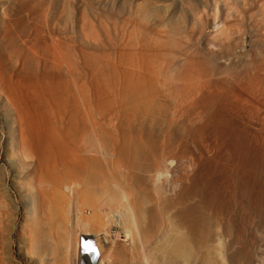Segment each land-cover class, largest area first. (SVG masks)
<instances>
[{
  "label": "bare ground",
  "instance_id": "bare-ground-1",
  "mask_svg": "<svg viewBox=\"0 0 264 264\" xmlns=\"http://www.w3.org/2000/svg\"><path fill=\"white\" fill-rule=\"evenodd\" d=\"M225 27V39L210 46L217 43L221 58L231 48L225 33L236 29ZM146 60L143 68L100 71L75 93L44 77L46 93L34 89L36 102H17L10 158L25 177L11 183L31 203L17 252L26 264H264V138L252 133V102L230 100L235 84L209 78V66L206 73L189 60L174 83L160 77L165 63ZM254 84L264 98V74L249 75L245 86ZM2 248L0 264H10Z\"/></svg>",
  "mask_w": 264,
  "mask_h": 264
},
{
  "label": "rangeland",
  "instance_id": "rangeland-1",
  "mask_svg": "<svg viewBox=\"0 0 264 264\" xmlns=\"http://www.w3.org/2000/svg\"><path fill=\"white\" fill-rule=\"evenodd\" d=\"M251 1L0 0V181L1 179L4 181L0 182V187L4 185L3 189L0 188V195H2L0 197V215H3L1 211H4L5 214L3 217L1 216L3 219L0 217V221L3 220V222L1 221L3 227L2 235L4 232L3 237L1 236L0 246L1 248L3 247L5 258L7 257L6 260L8 259L7 261H10V264H26L24 260L22 261L19 258L20 245L18 247V241L21 242L23 239V235L20 238L23 231H20L25 228V219L32 214L28 197H26L27 200L26 198H24L25 200L20 198L11 183L13 179L25 177L22 173L23 170H14L15 159L10 158L12 153H17L18 148L19 106L17 102H36L34 89L39 90L40 94L46 93L41 91L42 87H44L41 78L48 77L50 83H67L70 92L75 93L78 92L79 85L83 82L90 89V79L96 77L98 72L103 71L106 74H110L114 69L118 71L135 69L133 65L135 66L136 64L143 68V61L147 62V57L153 60L155 65L157 62L162 65L165 63L160 75L161 79L164 76L174 77V83H176L175 78L179 74H183L187 62L193 60L201 68H204L205 72L209 71L207 70L208 66L210 67L208 69H213V77L210 76L209 78L218 80L221 79L219 77H222V79L227 77L228 81L235 84V97L230 100L252 102L251 105L253 104L252 107L254 109L253 121L251 122L254 125L252 133H256L255 135L258 136L259 140H262L264 138V103L261 104V102H264V98L260 91L261 88L257 84H254L252 88H247L245 81L251 74L255 77L264 74V66L262 71L257 68V64H264V11H262L264 10V0H255L253 1L254 3ZM248 12L251 14L249 13L248 15ZM242 15L245 16L243 17ZM250 15L253 20L250 19ZM258 19L261 21L258 22ZM248 21H251L252 26H249L251 24ZM226 22L235 25L236 29L233 32H235L237 38L234 34L232 37V29L229 30L228 28L230 34H227L228 32L225 34L231 38V48L227 51L224 50V53L221 52L224 55L226 54V57L222 54L223 57L221 58L219 56L221 54H217L218 48L215 49L217 43L214 44L213 51L216 52L214 55L212 54L213 48L211 49L210 46L213 45L215 38L216 40L220 39L219 41L225 39L219 33L221 31L225 32ZM194 26H196L195 29H193ZM250 30L253 31L251 32ZM257 30L261 34L256 32ZM91 31L92 33H90ZM241 31L242 33H240ZM216 34H218L219 38L215 36ZM250 34L255 39H251L253 37ZM255 35H257V38H263V42L260 41V38L256 40ZM200 36L202 37L200 38ZM211 39L213 41L212 44ZM216 40L215 42H219ZM236 41H239L238 43L240 44L238 45ZM248 42L252 43V45L255 43L254 47ZM209 43L210 45H208ZM205 48L208 49H206L208 52H212L208 54ZM252 50L257 52L254 58L249 56ZM228 51L233 54L234 57L231 55L233 58H229L230 53ZM256 52L254 53L256 54ZM248 57L251 60H248ZM177 58L179 61L176 60ZM172 60L176 61V63L174 64ZM172 63V66L169 65ZM54 64L56 65L54 66ZM224 68L227 70L231 68L230 72ZM215 69L218 72H215ZM219 69L221 76L219 75ZM247 71L248 74L246 76L244 74ZM207 75L209 76L210 74ZM246 94L248 99L244 100L241 95L246 96ZM262 105L263 107H261ZM191 147L195 149V145L191 144ZM7 160L11 161L8 162ZM6 179L9 180L6 181ZM5 187L8 188L6 189L8 193L4 191ZM17 197L21 200L20 202ZM3 198L6 200L5 203L8 201L9 204H2V201L4 202ZM10 200H13V202H10ZM27 202L28 204H26ZM8 205L11 206L8 207ZM23 206L24 208H22ZM10 207L11 209H9ZM14 212H16V217L13 216ZM28 212H31V214ZM13 218L15 222L12 221ZM11 222H14V225H10L12 224ZM6 223L10 226L8 227ZM8 228L12 229L9 230ZM5 236H7V239ZM93 240L96 239L93 237ZM7 241L13 248L7 244ZM119 244L121 245L122 242H119ZM95 251H97L96 246ZM9 258L14 260L11 261ZM79 264L85 263L80 260Z\"/></svg>",
  "mask_w": 264,
  "mask_h": 264
}]
</instances>
